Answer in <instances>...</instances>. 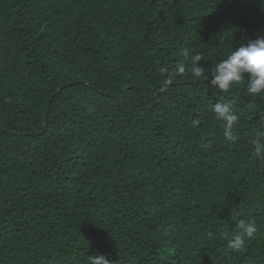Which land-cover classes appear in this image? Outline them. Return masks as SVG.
<instances>
[{"label":"trees","instance_id":"obj_1","mask_svg":"<svg viewBox=\"0 0 264 264\" xmlns=\"http://www.w3.org/2000/svg\"><path fill=\"white\" fill-rule=\"evenodd\" d=\"M260 37L264 0H0V264H264V97L210 85Z\"/></svg>","mask_w":264,"mask_h":264},{"label":"clouds","instance_id":"obj_2","mask_svg":"<svg viewBox=\"0 0 264 264\" xmlns=\"http://www.w3.org/2000/svg\"><path fill=\"white\" fill-rule=\"evenodd\" d=\"M182 54L197 65L193 75L195 77L203 75L204 68L199 66L200 56H190L187 49H184ZM184 68V64L179 65L177 72L183 73ZM245 73L249 77L246 94L251 97H264V37L235 47L225 59L215 64L211 71L210 85L221 93H228L233 85L239 84L244 79ZM212 111L218 120L225 122V138L234 141L236 136L233 134V128L238 124L239 118L232 107L227 103L217 102L212 105ZM251 143L257 158L264 159V130H258ZM239 226L242 229V235L238 234L230 241V247L233 250H241L245 246L246 239L251 238L257 231L254 220H241ZM88 264H111V262L104 255L98 254L90 255Z\"/></svg>","mask_w":264,"mask_h":264}]
</instances>
